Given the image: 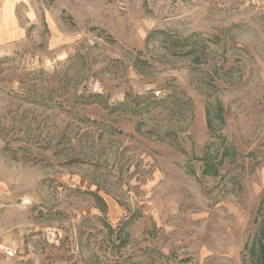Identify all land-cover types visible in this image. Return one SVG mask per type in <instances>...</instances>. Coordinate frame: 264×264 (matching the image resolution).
I'll list each match as a JSON object with an SVG mask.
<instances>
[{
  "label": "rangeland",
  "instance_id": "374dc122",
  "mask_svg": "<svg viewBox=\"0 0 264 264\" xmlns=\"http://www.w3.org/2000/svg\"><path fill=\"white\" fill-rule=\"evenodd\" d=\"M0 264H264V0H0Z\"/></svg>",
  "mask_w": 264,
  "mask_h": 264
}]
</instances>
